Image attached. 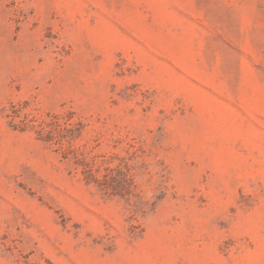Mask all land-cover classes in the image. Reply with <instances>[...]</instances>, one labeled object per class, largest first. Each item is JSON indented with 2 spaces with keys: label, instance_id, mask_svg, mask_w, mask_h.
<instances>
[{
  "label": "rangeland",
  "instance_id": "1",
  "mask_svg": "<svg viewBox=\"0 0 264 264\" xmlns=\"http://www.w3.org/2000/svg\"><path fill=\"white\" fill-rule=\"evenodd\" d=\"M0 264H264V0H0Z\"/></svg>",
  "mask_w": 264,
  "mask_h": 264
}]
</instances>
